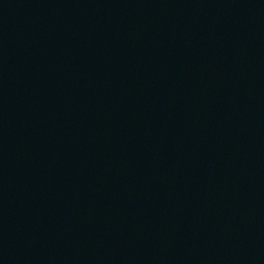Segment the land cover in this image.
<instances>
[{"label": "water", "instance_id": "water-1", "mask_svg": "<svg viewBox=\"0 0 264 264\" xmlns=\"http://www.w3.org/2000/svg\"><path fill=\"white\" fill-rule=\"evenodd\" d=\"M0 264H264V0H0Z\"/></svg>", "mask_w": 264, "mask_h": 264}]
</instances>
